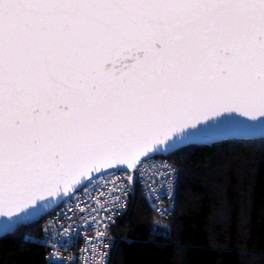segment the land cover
Returning a JSON list of instances; mask_svg holds the SVG:
<instances>
[{
  "label": "snow or ice",
  "instance_id": "6c2138e0",
  "mask_svg": "<svg viewBox=\"0 0 264 264\" xmlns=\"http://www.w3.org/2000/svg\"><path fill=\"white\" fill-rule=\"evenodd\" d=\"M257 135L264 0H0V236L106 194L79 257L64 254L69 228L43 229L47 264H108L111 227L138 183L170 216V158Z\"/></svg>",
  "mask_w": 264,
  "mask_h": 264
},
{
  "label": "trees",
  "instance_id": "16d2710c",
  "mask_svg": "<svg viewBox=\"0 0 264 264\" xmlns=\"http://www.w3.org/2000/svg\"><path fill=\"white\" fill-rule=\"evenodd\" d=\"M170 159L178 167L172 214L154 212L138 183L111 228L109 264H264V138L195 144ZM44 220L2 235L0 264H47L46 247L24 239Z\"/></svg>",
  "mask_w": 264,
  "mask_h": 264
},
{
  "label": "built area",
  "instance_id": "2783aa9c",
  "mask_svg": "<svg viewBox=\"0 0 264 264\" xmlns=\"http://www.w3.org/2000/svg\"><path fill=\"white\" fill-rule=\"evenodd\" d=\"M157 159H159V158H157ZM169 162L172 163L176 167V169L178 170L177 165L171 159H169ZM145 171L150 173L152 171L151 166L146 167ZM119 175H122V174L117 173V176H119ZM162 181H163V177L157 178L158 184H160ZM177 189H178V181L176 182L175 188H174V208L176 206ZM161 190L166 191V187L162 188ZM131 193L128 196V203H127L126 210L123 211L122 214L118 215L115 218V221L127 212L128 207H129V203H130ZM103 195H106V194L96 193L95 198L91 201V203H89L87 205V207L85 206L84 203H79V205L77 206L76 202H67V203H63V204L59 205L58 207L54 208L50 213L45 215V220L43 222L41 232L35 233V232L28 230V231H26L25 235L27 234L33 238L31 240V242L43 244L41 238H43L45 236V232L43 231V229L45 227H47L51 231L53 229H60V226L63 225L65 228H69V231H70L71 236H72V239L67 241V243L70 246L69 250L66 251L64 254L65 255L72 254V255H76L77 257H79V251L78 250L86 244L85 237L89 238L87 243L90 244L91 238L96 235V232L94 231V229L102 227V223L92 225V221L101 219V217H98L97 214L95 213V211L93 210V206L95 205L96 207H99L98 201H100V199ZM83 199L85 201H87L88 197H83ZM168 206H169V201L167 200V198H165L161 207H168ZM69 207L74 208L75 211L74 212H68ZM106 207H107V204H106ZM90 211L92 212V215L87 216L86 214ZM65 213H67V215L70 216L71 219H65V215H64ZM89 225H92V227H89ZM64 235L68 236L69 233L65 232ZM109 239L112 241V246H111L110 255L108 258V264L110 262V258H111L112 250H113V246H114L113 236H112L111 232H110ZM48 251H49V248L46 247V253ZM46 253H45V255H46ZM46 263H47V261H46Z\"/></svg>",
  "mask_w": 264,
  "mask_h": 264
},
{
  "label": "water",
  "instance_id": "95a60500",
  "mask_svg": "<svg viewBox=\"0 0 264 264\" xmlns=\"http://www.w3.org/2000/svg\"><path fill=\"white\" fill-rule=\"evenodd\" d=\"M247 138H264V137L257 135V136H254V137H247ZM225 139H231V138H225ZM225 139H224V140H225ZM209 143H211V142H209ZM206 144H207V143H206ZM196 145H202V144H196ZM60 205H61V204H60ZM56 207H57V206L54 205V206H53V209L56 208ZM53 209H52V210H53ZM52 210H49L48 213H50ZM48 213H47V214H48ZM47 214H46V215H47ZM44 216H45V215H43L42 217H44ZM42 217H41V218H42ZM30 224H31V223H30ZM0 237H1V236H0Z\"/></svg>",
  "mask_w": 264,
  "mask_h": 264
}]
</instances>
